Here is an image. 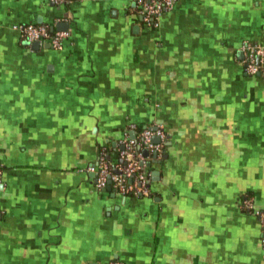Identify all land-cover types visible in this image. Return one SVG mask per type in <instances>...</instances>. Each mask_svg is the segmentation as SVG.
Returning a JSON list of instances; mask_svg holds the SVG:
<instances>
[{
    "label": "crops",
    "instance_id": "obj_1",
    "mask_svg": "<svg viewBox=\"0 0 264 264\" xmlns=\"http://www.w3.org/2000/svg\"><path fill=\"white\" fill-rule=\"evenodd\" d=\"M68 25L63 49L13 26ZM264 0H175L158 28L132 0H0V264H264ZM33 44V43H32ZM129 123L163 126L148 197L97 190Z\"/></svg>",
    "mask_w": 264,
    "mask_h": 264
},
{
    "label": "built area",
    "instance_id": "obj_2",
    "mask_svg": "<svg viewBox=\"0 0 264 264\" xmlns=\"http://www.w3.org/2000/svg\"><path fill=\"white\" fill-rule=\"evenodd\" d=\"M54 5H60L65 0H48ZM133 11L139 17L141 24L147 28H158L161 17L173 9L175 0H132ZM19 38L27 44L38 42L48 44L53 50L63 49L67 32H51L47 25H16L12 27ZM243 55L244 70L247 76H254L264 71V46L250 41H243L240 47ZM133 135V136H131ZM165 132L163 126L152 123L139 126L129 123L118 141L120 146L117 156L120 163L112 166L107 159V148L102 147L98 158L88 171L95 176L97 190L110 187L111 191L120 196L148 197L150 195V177L146 164L152 155L155 160L162 157ZM157 138V141H154ZM147 152V156L144 155ZM1 176V170H0ZM239 208L255 216L264 228V207L256 208L253 198L243 196L238 201Z\"/></svg>",
    "mask_w": 264,
    "mask_h": 264
},
{
    "label": "water",
    "instance_id": "obj_3",
    "mask_svg": "<svg viewBox=\"0 0 264 264\" xmlns=\"http://www.w3.org/2000/svg\"><path fill=\"white\" fill-rule=\"evenodd\" d=\"M68 30V25L65 23H57L55 25L50 26V31H57V32H67ZM32 49H37L39 47V43L38 42H34L33 44H31ZM46 48L49 47V45H45ZM133 136V135H131ZM154 141H157V138H154ZM144 155H147V152H144ZM108 190L110 189V187L107 188Z\"/></svg>",
    "mask_w": 264,
    "mask_h": 264
},
{
    "label": "trees",
    "instance_id": "obj_4",
    "mask_svg": "<svg viewBox=\"0 0 264 264\" xmlns=\"http://www.w3.org/2000/svg\"><path fill=\"white\" fill-rule=\"evenodd\" d=\"M120 162V161H119Z\"/></svg>",
    "mask_w": 264,
    "mask_h": 264
}]
</instances>
